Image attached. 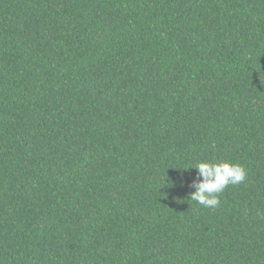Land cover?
I'll list each match as a JSON object with an SVG mask.
<instances>
[{
	"label": "trees",
	"instance_id": "obj_1",
	"mask_svg": "<svg viewBox=\"0 0 264 264\" xmlns=\"http://www.w3.org/2000/svg\"><path fill=\"white\" fill-rule=\"evenodd\" d=\"M0 264H264V0H0Z\"/></svg>",
	"mask_w": 264,
	"mask_h": 264
},
{
	"label": "clouds",
	"instance_id": "obj_2",
	"mask_svg": "<svg viewBox=\"0 0 264 264\" xmlns=\"http://www.w3.org/2000/svg\"><path fill=\"white\" fill-rule=\"evenodd\" d=\"M191 169L197 170V176L189 187L190 200L207 208H217L220 205V194L226 188L245 182L247 172L243 165L226 161H200Z\"/></svg>",
	"mask_w": 264,
	"mask_h": 264
}]
</instances>
